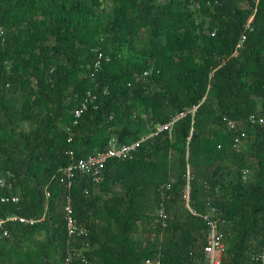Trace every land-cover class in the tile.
Instances as JSON below:
<instances>
[{
    "label": "trees",
    "instance_id": "16d2710c",
    "mask_svg": "<svg viewBox=\"0 0 264 264\" xmlns=\"http://www.w3.org/2000/svg\"><path fill=\"white\" fill-rule=\"evenodd\" d=\"M98 52L109 59L95 69ZM88 91L96 98L74 124ZM258 110L264 0H0V177L12 183L0 194L21 198L0 202V216L39 217L43 186L73 158L185 112L171 136L160 131L130 157L109 159L99 184L74 177L71 205L86 236L67 244L56 177L44 221L0 225V264H65L71 246L87 261L69 264H205L206 224L182 199L187 165L190 205L203 213L209 197L229 222L221 264H262L250 253L264 244V125L246 122ZM223 115L245 121L239 148ZM167 182L162 227L154 212Z\"/></svg>",
    "mask_w": 264,
    "mask_h": 264
},
{
    "label": "built area",
    "instance_id": "2783aa9c",
    "mask_svg": "<svg viewBox=\"0 0 264 264\" xmlns=\"http://www.w3.org/2000/svg\"><path fill=\"white\" fill-rule=\"evenodd\" d=\"M250 18L246 24L249 27ZM213 34V33H212ZM245 39V34H242L237 47L240 46V42ZM236 51V50H235ZM102 59L108 60L109 57L103 52H98L96 59L94 61V68L100 67ZM145 74L147 72H144ZM91 75H93L91 73ZM96 96L87 92L86 97L81 102V105L73 111L74 121L77 123V119L80 117L82 112L87 108L88 102L94 100ZM195 105L189 108V112L194 114L196 110ZM185 112H179L178 115L173 116L169 121L161 124H157L155 129L150 133L141 136L140 138L133 140L130 143L120 144L116 138L112 137L109 139L108 144L104 150H98L87 154L86 156L73 158V152L67 151V153L72 156V160L63 168H60L59 176L53 175L50 180H48L43 186L44 194V211L39 217L25 216L16 213H9L5 216H0V225L7 221L20 222L23 224L32 225L36 222L44 221L48 213V203L51 196V191L49 189L50 184L54 178H58L59 182L64 186L65 192L61 197V212L63 214V219L65 223L66 235L68 237L67 244L72 243L73 239L81 238L87 235L88 229L86 226L81 224L73 213V208L71 205V197L69 190L72 187L74 177L79 175L88 176L91 178L92 182L99 184L102 181V171L105 163L111 158H126L130 157L132 152L142 143L146 138L156 135L158 132L166 130L168 131V136H171V127L176 119L183 116ZM222 122L224 128L227 130H233L237 134L233 138V147L239 148L240 144L246 140V132L243 129L245 121L234 120L227 115L222 116ZM246 122L252 126H263L264 125V112L258 110L255 113L249 114ZM242 126V128H241ZM68 128V127H67ZM191 131V129H190ZM191 134V133H190ZM264 140V135L262 136ZM71 137H68L70 140ZM220 147V145H218ZM249 175V169L244 168L242 170V179L247 180ZM190 172L189 165H187L186 180L182 189V199L184 201L186 209L193 215L201 217L206 224V231L204 234V244L202 245V250L205 255V264H221L222 257L225 252L226 247V232L228 231L229 222L222 216L221 211L212 203L209 202L210 198L207 197L206 211L203 213L198 212L195 208L190 205ZM11 188L12 183H10L6 176L0 177V188ZM171 184L169 182L162 183L159 185L158 190L160 191V196L162 201L157 205L154 215L160 221L162 227L166 226L168 215L165 210L163 201L167 199L169 195L167 194L170 190ZM87 191L85 190V193ZM20 196L17 193L0 194V202L2 203H12L18 204L20 202ZM4 235H7V231H3ZM81 249H77L75 246H71L69 251H67V256L65 257V264H69L72 257H78L81 261L86 262L87 258L85 254L80 253ZM250 259L253 261L260 262L264 264V244L259 245L250 253ZM141 264H164L159 257H146L142 260Z\"/></svg>",
    "mask_w": 264,
    "mask_h": 264
},
{
    "label": "rangeland",
    "instance_id": "374dc122",
    "mask_svg": "<svg viewBox=\"0 0 264 264\" xmlns=\"http://www.w3.org/2000/svg\"><path fill=\"white\" fill-rule=\"evenodd\" d=\"M250 18H252V16ZM176 115H178V113Z\"/></svg>",
    "mask_w": 264,
    "mask_h": 264
},
{
    "label": "bare ground",
    "instance_id": "6f19581e",
    "mask_svg": "<svg viewBox=\"0 0 264 264\" xmlns=\"http://www.w3.org/2000/svg\"><path fill=\"white\" fill-rule=\"evenodd\" d=\"M226 248V247H225ZM224 255V254H223ZM222 259H223V257H222ZM222 263V262H221Z\"/></svg>",
    "mask_w": 264,
    "mask_h": 264
},
{
    "label": "crops",
    "instance_id": "0c3cea01",
    "mask_svg": "<svg viewBox=\"0 0 264 264\" xmlns=\"http://www.w3.org/2000/svg\"><path fill=\"white\" fill-rule=\"evenodd\" d=\"M165 200V199H164Z\"/></svg>",
    "mask_w": 264,
    "mask_h": 264
}]
</instances>
